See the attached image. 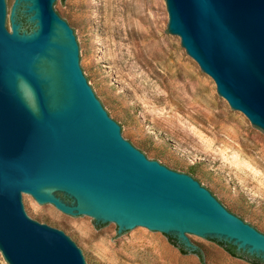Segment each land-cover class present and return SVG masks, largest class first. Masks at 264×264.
<instances>
[{
  "label": "water",
  "instance_id": "water-1",
  "mask_svg": "<svg viewBox=\"0 0 264 264\" xmlns=\"http://www.w3.org/2000/svg\"><path fill=\"white\" fill-rule=\"evenodd\" d=\"M166 1L169 32L264 132V0ZM27 200L126 238L153 232L210 257L196 237L264 263V234L126 138L60 0H0V251L8 264H95L68 229L36 221Z\"/></svg>",
  "mask_w": 264,
  "mask_h": 264
},
{
  "label": "rangeland",
  "instance_id": "rangeland-1",
  "mask_svg": "<svg viewBox=\"0 0 264 264\" xmlns=\"http://www.w3.org/2000/svg\"><path fill=\"white\" fill-rule=\"evenodd\" d=\"M60 11L83 41L94 90L126 138L148 159L201 182L264 234V132L230 107L169 32L167 1L60 0ZM27 201L36 221L68 229L95 264H201L168 236L143 231L126 238L118 228L75 222ZM193 238L210 255L206 264H253ZM0 264H8L1 251Z\"/></svg>",
  "mask_w": 264,
  "mask_h": 264
},
{
  "label": "trees",
  "instance_id": "trees-1",
  "mask_svg": "<svg viewBox=\"0 0 264 264\" xmlns=\"http://www.w3.org/2000/svg\"><path fill=\"white\" fill-rule=\"evenodd\" d=\"M171 242H173L175 245L176 242L173 241L172 239H170ZM219 245H221L222 247H224V249L234 258H238V259H241V260H246V261H249L253 264H264L262 263L261 261L259 260H256V259H253V258H247L245 255L241 254V253H238L236 248L233 247V246H224L223 244H220L218 243ZM180 250L183 252V253H186L183 248H180ZM197 256L199 257V260L201 262V264H206L205 262V258H204V254L201 250H199L198 252H196Z\"/></svg>",
  "mask_w": 264,
  "mask_h": 264
},
{
  "label": "flooded vegetation",
  "instance_id": "flooded-vegetation-1",
  "mask_svg": "<svg viewBox=\"0 0 264 264\" xmlns=\"http://www.w3.org/2000/svg\"><path fill=\"white\" fill-rule=\"evenodd\" d=\"M174 241V240H173Z\"/></svg>",
  "mask_w": 264,
  "mask_h": 264
}]
</instances>
